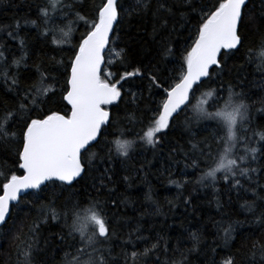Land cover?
I'll list each match as a JSON object with an SVG mask.
<instances>
[{"label": "trees", "instance_id": "trees-1", "mask_svg": "<svg viewBox=\"0 0 264 264\" xmlns=\"http://www.w3.org/2000/svg\"><path fill=\"white\" fill-rule=\"evenodd\" d=\"M106 0H0V195L28 127L68 115L69 72ZM226 0H117L100 82L117 91L83 174L11 206L0 264H264V0L161 128L206 23ZM226 106V107H225ZM240 112L232 138L221 121ZM152 131V132H151ZM151 132V133H150ZM96 214L104 224L84 230Z\"/></svg>", "mask_w": 264, "mask_h": 264}, {"label": "water", "instance_id": "water-1", "mask_svg": "<svg viewBox=\"0 0 264 264\" xmlns=\"http://www.w3.org/2000/svg\"><path fill=\"white\" fill-rule=\"evenodd\" d=\"M117 0H106L97 27L87 35L72 63L65 102L68 115H51L32 123L21 151V175L11 178L0 195V225L11 206L30 191L48 182L69 185L83 174L81 154L92 144L110 119L105 106L117 101L116 90L100 82L107 50L116 21ZM248 0H226L209 20L197 41L181 80L166 94L161 115L168 121L189 102L192 90L218 67L222 52L235 50L242 11Z\"/></svg>", "mask_w": 264, "mask_h": 264}, {"label": "rangeland", "instance_id": "rangeland-1", "mask_svg": "<svg viewBox=\"0 0 264 264\" xmlns=\"http://www.w3.org/2000/svg\"><path fill=\"white\" fill-rule=\"evenodd\" d=\"M195 50H196V48H195ZM195 50H194V52H195ZM220 116L223 117L221 119V121L226 125V127L228 129V132H229V136L231 138H232V136L235 133V128L236 127H237V129L238 128L242 129V130L244 129V128H242L243 119L241 118L242 115L240 114V112L234 111L232 109H225V110L222 111ZM166 123H167V121L163 120L162 115H161V120L159 121L157 129H161ZM83 220L84 221L82 223V227L84 228V230L87 229V226H91L92 229L95 230L97 233L99 232V233L102 234V232L104 231L103 221L96 214H92L89 217L84 218Z\"/></svg>", "mask_w": 264, "mask_h": 264}, {"label": "bare ground", "instance_id": "bare-ground-1", "mask_svg": "<svg viewBox=\"0 0 264 264\" xmlns=\"http://www.w3.org/2000/svg\"><path fill=\"white\" fill-rule=\"evenodd\" d=\"M226 107V106H225ZM8 218V217H7ZM7 220V219H6ZM5 223V222H4Z\"/></svg>", "mask_w": 264, "mask_h": 264}]
</instances>
